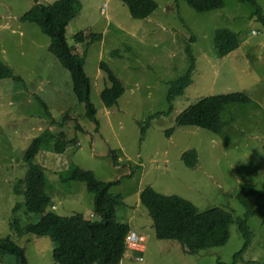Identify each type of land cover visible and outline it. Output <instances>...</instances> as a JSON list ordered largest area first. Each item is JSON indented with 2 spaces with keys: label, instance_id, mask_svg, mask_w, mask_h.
Segmentation results:
<instances>
[{
  "label": "rangeland",
  "instance_id": "374dc122",
  "mask_svg": "<svg viewBox=\"0 0 264 264\" xmlns=\"http://www.w3.org/2000/svg\"><path fill=\"white\" fill-rule=\"evenodd\" d=\"M53 1L38 0L45 5ZM80 1L81 10L67 25L65 37L76 53H85L98 125L76 100L69 71L49 50V36L35 23L21 20L35 1L0 0V61L20 77L0 78V238L9 236L24 247L27 264H58L50 236L18 233L40 215L25 210L17 184L26 172L24 153L31 140L45 129L63 130L76 143L62 153L43 146L35 157L47 178L46 211L97 218L86 184L67 180L72 166L91 170L99 180L120 179L110 191L123 196L116 220L130 224L143 239L139 250L127 249L119 264L230 263L244 242L238 219H245L253 234L238 264L264 262V196L252 194L264 184V24L255 14L257 5L264 14V0L257 5L224 0L222 7L207 11L194 10L186 0H154L156 8L143 19L132 18L121 0ZM220 28L239 39V46L223 57L213 43ZM79 31L100 33L101 40L76 43ZM187 47L194 57L192 82L175 98L172 111L163 113L168 111L170 82L190 67ZM101 61L124 86L110 108L100 97L109 85ZM231 92H245L251 102L224 110L221 133L176 126V116L199 99ZM190 149L198 154L193 167L181 158ZM147 185L179 195L199 211L221 207L231 212L228 241L188 254L176 240L157 239L139 199ZM13 261L6 254L0 264Z\"/></svg>",
  "mask_w": 264,
  "mask_h": 264
},
{
  "label": "trees",
  "instance_id": "16d2710c",
  "mask_svg": "<svg viewBox=\"0 0 264 264\" xmlns=\"http://www.w3.org/2000/svg\"><path fill=\"white\" fill-rule=\"evenodd\" d=\"M34 1L35 4L21 16V20L35 23L44 34L49 36V50L69 71L76 100L85 104L87 117L98 125L96 111L90 101V79L84 71L85 53L83 55L76 53L65 37L67 25L81 10V1L55 0L47 5L39 3L38 0ZM121 1L135 19L148 17L156 8L154 0ZM238 1L257 5V0ZM186 2L196 11L220 8L224 4V0H186ZM255 14L264 24V14L258 5ZM101 36L100 33L79 31L74 35V40L76 43L88 45L101 40ZM213 43L217 55L223 57L239 46V39L232 30L220 28L216 30ZM186 50L190 57V67L184 75L170 82L166 99L169 104L168 111L163 113L172 111L175 98L183 94L185 88L192 82L194 57L190 47ZM99 67L105 72L109 81V85L102 89L100 97L104 106L110 108L116 105L124 92V86L105 62L101 61ZM4 77L15 80L20 78L0 61V78ZM250 102L251 99L245 92L203 97L181 111L175 118V124L196 126L219 134L224 126L222 121L224 110L231 104ZM173 129L166 131L167 136H170ZM71 142L76 143L75 139L68 138L63 130L55 133L45 129L28 145L24 153L26 172L24 177L18 180L17 186H22L25 210L40 216L25 229L20 228L18 233L50 236L53 242V259L58 264H119L125 256V238L131 229L128 223L116 220V208L123 205V196L112 194L110 191L113 186L119 184L120 179L99 180L91 170L72 166L67 180L86 184L87 190L93 195V211L97 218L88 219L80 213L62 216L46 211V206L50 202L46 191L47 178L44 166L35 162V157L43 146L48 145L55 153H62ZM111 155L116 164V152L112 150ZM181 158L186 166H195L198 161L196 149L184 152ZM252 194L264 196V184ZM139 199L152 219L157 239L176 240L185 253L195 254L203 249L224 245L230 237L229 228L234 218L232 213L224 208L213 207L199 211L191 201L179 195L159 193L150 185L141 190ZM236 222L244 238L243 245L234 253L230 263L218 260L216 264H238L251 243L253 234L246 220L238 219ZM11 227L14 228L13 225ZM6 254L14 257L12 264H27L24 247L15 243L9 236L0 238V262L4 260ZM248 263L264 264L260 261Z\"/></svg>",
  "mask_w": 264,
  "mask_h": 264
},
{
  "label": "built area",
  "instance_id": "2783aa9c",
  "mask_svg": "<svg viewBox=\"0 0 264 264\" xmlns=\"http://www.w3.org/2000/svg\"><path fill=\"white\" fill-rule=\"evenodd\" d=\"M105 7V5L103 4L101 7V10H103ZM143 237L139 234H137V232L134 231H129V233L127 234L126 238H125V244H126V248L127 249H131V250H139V246L140 242L142 241Z\"/></svg>",
  "mask_w": 264,
  "mask_h": 264
},
{
  "label": "crops",
  "instance_id": "0c3cea01",
  "mask_svg": "<svg viewBox=\"0 0 264 264\" xmlns=\"http://www.w3.org/2000/svg\"><path fill=\"white\" fill-rule=\"evenodd\" d=\"M129 226H130V228H131V225L129 224ZM131 231H134V230H132V229H130Z\"/></svg>",
  "mask_w": 264,
  "mask_h": 264
},
{
  "label": "clouds",
  "instance_id": "9594fccd",
  "mask_svg": "<svg viewBox=\"0 0 264 264\" xmlns=\"http://www.w3.org/2000/svg\"><path fill=\"white\" fill-rule=\"evenodd\" d=\"M131 231V230H130ZM126 245V244H125ZM126 250H127V248H126Z\"/></svg>",
  "mask_w": 264,
  "mask_h": 264
}]
</instances>
